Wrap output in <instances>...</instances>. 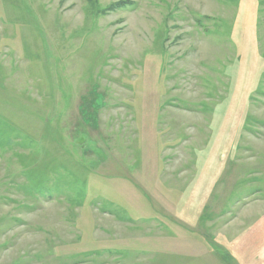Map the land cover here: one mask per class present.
I'll list each match as a JSON object with an SVG mask.
<instances>
[{"label":"rangeland","instance_id":"obj_1","mask_svg":"<svg viewBox=\"0 0 264 264\" xmlns=\"http://www.w3.org/2000/svg\"><path fill=\"white\" fill-rule=\"evenodd\" d=\"M0 264H264V0H0Z\"/></svg>","mask_w":264,"mask_h":264}]
</instances>
